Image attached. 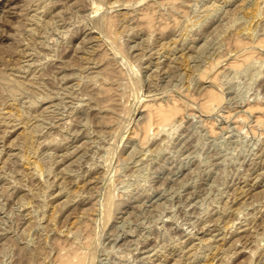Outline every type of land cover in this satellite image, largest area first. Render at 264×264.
Returning <instances> with one entry per match:
<instances>
[{
  "label": "rangeland",
  "instance_id": "1",
  "mask_svg": "<svg viewBox=\"0 0 264 264\" xmlns=\"http://www.w3.org/2000/svg\"><path fill=\"white\" fill-rule=\"evenodd\" d=\"M234 1L0 0V264H264V0Z\"/></svg>",
  "mask_w": 264,
  "mask_h": 264
},
{
  "label": "bare ground",
  "instance_id": "2",
  "mask_svg": "<svg viewBox=\"0 0 264 264\" xmlns=\"http://www.w3.org/2000/svg\"><path fill=\"white\" fill-rule=\"evenodd\" d=\"M231 1H233V0H227V2H231ZM236 1H237V0H235L234 2H236ZM243 1H244V0H243ZM245 2H246V0H245ZM249 2H250V1H249ZM257 2H258V0H257ZM261 2H262V1H261ZM44 3H45V2H44ZM219 3H220V2H219ZM241 3H242V2H241ZM247 3H248V2H247ZM250 3H252V2H250ZM263 3H264V2H263ZM39 4H40V3H39ZM256 4H258V3L255 2V5H256ZM260 4H261V3H260ZM260 4H258V5H260ZM173 5H174V4H172V7L174 8L175 6H173ZM218 5H219V4H218ZM218 5H217V4H213V5L207 6L206 9H205V12H206V11L208 12V11H211V10H215L216 7H217ZM236 5H238V4H236ZM243 5H245V4H243ZM44 6H45V4H44ZM238 6H239V5H238ZM238 6H237V7H238ZM241 6H242V5H241ZM245 6H246V5H245ZM263 6H264V4L261 6V7H262V8H261V13H262ZM235 7H236V6H235ZM237 7H236V8H237ZM253 7H254V6H253ZM37 8H38V7H37ZM220 8H221V7H220ZM242 8H243V7H242ZM242 8H241V9H242ZM246 8H247V7H246ZM246 8L244 7L243 9H245V12H248V13H249L248 10L246 11ZM249 8H250V7H249ZM258 8H259V7H258ZM48 9H49V8H48ZM233 9H234V8H233ZM233 9H231V10H233ZM238 9H240V8H238ZM241 9H240V11L243 13V11H242ZM247 9H248V8H247ZM254 10H255V9H254ZM38 11H39V10H38ZM38 11H37V12H38ZM227 11H228V10H227ZM233 11H234V12L236 11V12L238 13V16H240V14H239V12L237 11V9H236V10H233ZM250 11H252V9H250ZM258 11H259V12H258L259 14H256V18H258L257 15H260V9H258ZM44 12H45V10H44ZM44 12H43V13H44ZM256 12H257V11H256ZM231 13L233 14V12H231ZM253 13H254V12H252V14H253ZM208 14L210 15V12H208ZM212 14H213V13H212ZM212 14H211V15H212ZM235 14H236V13H234V15H235ZM245 14H246V13H245ZM245 14H244V15H245ZM250 14H251V12H250ZM205 15H206V14H205ZM213 15H214V14H213ZM229 15H230V14H229ZM234 15H233V16H234ZM253 15H255V13H254ZM31 16H32V14H31ZM207 16H208V15H207ZM227 16H228V15H227ZM233 16L230 15V18H232ZM235 16H236V15H235ZM235 16H234V17H235ZM247 16H249V14H248ZM250 16H251V15H250ZM262 16H264V15H262ZM262 16L260 15L259 17H262ZM209 17H210V16H209ZM207 18H208V17H207ZM227 18L229 19V16H228ZM250 18H251V17H249V20L252 21L251 19L254 18V16H253L251 19H250ZM256 18H255L254 20H256ZM30 19H32V18H30ZM34 19H35V18H34ZM34 19H33V20H34ZM36 19H37V18H36ZM36 19H35V20H36ZM208 19H209V18H208ZM212 19H213V18H212ZM233 19H234V18H233ZM263 19H264V18H263ZM263 19H262V21H263ZM35 20H34V21H35ZM154 20H155V18H154ZM231 20H232V19H231ZM239 20H240V18H239ZM258 20H259V18H258ZM260 20H261V19H260ZM260 20L257 21V22H260ZM152 21H153V20H152ZM211 21H212V20H211ZM228 21L230 22V20H228ZM232 21H235V20H232ZM244 21H245V20H244ZM147 22H148V21H147ZM226 22H227V21H226ZM226 22H225V23H226ZM253 22H254V21H253ZM255 22H256V21H255ZM255 22H254V23H255ZM30 23H31V22H30ZM243 23H244V22H242V24H243ZM247 23H248V21H247ZM250 23H251V22H250ZM20 24H21V23H20ZM24 24H25V22H24ZM144 24H145V23H144ZM148 24H149V23H148ZM245 24H246V22H245ZM251 24H252V23H251ZM263 24H264V22L262 23V25H263ZM146 25H147V23H146ZM153 25H154V24H153ZM220 25H221V24H220ZM220 25H219V26H220ZM222 25H223V23H222ZM240 25H241V24H240ZM243 25H244V24H243ZM246 25H248V24H246ZM246 25H244L245 28H247ZM147 26L149 27L150 25H147ZM244 26H243V28H244ZM250 26H251V25H250ZM253 26H254V25H253ZM259 26H260V25H259ZM143 27H144V26H143ZM248 27H249V26H248ZM251 27H252V26H251ZM251 27H250V28H251ZM146 28H147V27H146ZM152 28H153V27H152ZM240 28H241V26H240ZM253 28H254V27H253ZM261 28H262V27H261ZM149 29H150V27L148 28V31H149ZM237 29H238V28H237ZM248 29H249V28H248ZM248 29H246V30L244 29V31L247 32ZM257 29H258V28H257ZM257 29H256V27H255V29L252 30V31H253V32H254L255 30L257 31ZM150 30L152 31L153 29H150ZM239 30H240V29H239ZM241 30H242V28H241ZM259 30H260V27H259ZM32 31H33V30H32ZM112 32H113V31H112ZM249 32H250V30H249ZM249 32H248V35L250 34ZM263 32H264V30H263ZM31 33H32V32H31ZM66 33H67V32H66ZM130 33L132 34L131 31H130ZM244 33H245V32H244ZM244 33L241 34L240 36L244 35ZM261 33H262V32H261ZM114 34H115V33H114ZM245 34H246V33H245ZM252 34H255V32L252 33ZM115 35H116V34H115ZM149 35H150V34H149ZM237 36H238V35H237ZM240 36H239V37H240ZM256 36H257V35H256ZM113 37H115V36H113ZM239 37H238V38H239ZM249 37H251V36H249ZM149 38L151 39L152 36L150 35ZM241 38H242V37H241ZM236 39H237V38H236ZM244 39H245V38H244ZM247 39H248V36H247ZM247 39H245V40L247 41ZM148 40H149V39H148ZM252 40H253V38H252ZM252 40H251V41H252ZM146 41H147V40H146ZM149 41H150V40H149ZM253 41H254V40H253ZM174 42H175V41H174ZM248 43H249V42H248ZM176 44H177V43H176ZM246 44H247V43H246ZM148 45H149V44H148ZM248 45H249V44H248ZM172 46H173V45H172ZM172 46H171V47H172ZM246 46H247V45H246ZM165 48H166V47H165ZM174 48H175V47H174ZM18 49H19V48H18ZM145 50H146V49H145ZM173 50H174V49H173ZM15 51H16V50H15ZM85 51H86V50H85ZM87 51H88V50H87ZM15 53H16V52H15ZM22 53H23V52H22ZM170 53H171V52H170ZM27 54H28V52H27ZM183 54H184V53H183ZM143 55H145V54H143ZM183 56H184V55H183ZM50 57H52V56H50ZM142 57H143V56H142ZM180 57H181V55H180ZM184 57H185V56H184ZM84 58H85V57H84ZM86 58H87V56H86ZM187 58H188V57H187ZM16 59H17V58H16ZM19 59H20V58H19ZM90 61H91V60H90ZM178 61H179V60H178ZM88 62H89V60L87 61V63H88ZM179 62H180V61H179ZM183 62H184V61H183ZM87 63H86V64H87ZM84 64H85V63H84ZM149 64H150V63H149ZM175 65H176V64H175ZM186 65H187V63H186ZM90 66H91V65H90ZM157 67H159V66H157ZM84 69H85V68H84ZM92 69H93V67H92ZM85 70H86V69H85ZM89 72H91V71H89ZM16 73H17V72H16ZM88 74H89V73H88ZM91 74H92V73H91ZM69 78H70V77H69ZM17 79H18V78H17ZM92 79H93V78H92ZM88 80H89V79H88ZM17 81H18V80H17ZM88 84H89V83H88ZM94 84L96 85V83H94ZM65 87H66V86H65ZM87 87H88V86H87ZM90 87H91V86H90ZM67 89H68V88H67ZM91 89H92V88H91ZM64 91H65V90H64ZM85 97H86V96H85ZM96 98H97V97H96ZM83 99H84V98H83ZM98 99H99V98H98ZM96 100H97V99H96ZM99 100H100V99H99ZM88 105H89V104H88ZM92 105H93V104H92ZM110 109H111V108H110ZM94 110H95V109H94ZM11 111H12V110H11ZM10 115L13 116V118L16 116V117H15L16 119H17V117L20 118V114H18L17 111H12V112H10ZM22 116H23V114H22ZM6 118H7V117H6ZM21 118H22V117H21ZM21 118H20V119H21ZM27 118H28V117H27ZM68 121H69V120H68ZM26 122H27V121H26ZM68 124H69V123H68ZM173 125H174V124H173ZM173 125H172V126H173ZM174 126H175V125H174ZM177 127H178V126H177ZM22 129H23V128H22ZM162 129L165 130L164 128H162ZM25 130H27V129H25ZM28 132H29V131H28ZM24 133H25V132H24ZM4 134H5V132H4ZM22 135H23V134H22ZM27 136H29V135H27ZM23 138H24V137H23ZM27 138H28V137H27ZM25 139H26V138H25ZM25 139H24V140H25ZM56 139H57V138H56ZM49 140H50V139H49ZM57 140H58V139H57ZM25 141H26V140H25ZM11 146H12V145H11ZM33 162H35V161H33ZM33 162H32V163H33ZM38 165H39V164H38ZM38 165H37V164H34V165H33V168H34V169H32V170H35V172H37L38 175L40 176V174H41V169L38 167ZM42 173H43V171H42ZM41 175H42V174H41ZM40 177H42V176H40ZM40 177H39V178H40ZM88 181H89V180H88ZM87 183H88V182H87ZM45 190H46V189H45ZM64 190H65V189H64ZM64 190H63V191H64ZM67 192H69V191H67ZM68 196H69V195H68ZM86 196H87V195H86ZM74 198H75V197H74ZM77 198H78V197H77ZM109 198H110V197H109ZM67 199H68V198H67ZM71 199H72V197H71ZM79 201H80V200H79ZM88 201H89V200H88ZM70 202H71V200H70ZM80 203H81V202H80ZM65 204H66V203H65ZM108 204H109V203H108ZM108 204H106V205H108ZM68 205H69V204H68ZM93 205H94V204H93ZM104 205H105V204H104ZM109 205L111 206V203H110ZM73 206H74V205H73ZM119 206H120V205H119ZM119 206H118V207H119ZM96 207H97V206H96ZM112 207H113V206H112ZM112 207H111V208H112ZM85 208H86V207H85ZM116 208H117V207H116ZM88 209H89V208H88ZM92 209H93V208H92ZM112 209H113V208H112ZM83 210H84V209H83ZM85 210H86V209H85ZM94 210H95V209H94ZM94 210H93V211H94ZM106 210H107V209H105L104 211H106ZM223 210H224V208H223ZM106 212H107V211H106ZM257 213H258V212H257ZM106 214H109V213L107 212ZM92 216H93V215H92ZM51 217H53V216L51 215ZM66 217H67V216H66ZM109 217H110V216H109ZM75 218H76V217H75ZM234 218H235V217H234ZM249 218H250V217H249ZM51 219H52V218H51ZM51 219H50V220H51ZM81 219H82V218H81ZM91 219H92V218H91ZM115 219H116V218H115ZM84 220H86V219H84ZM107 220H108V219H107ZM255 220H256V219H255ZM73 221H74V220H73ZM75 221H76V220H75ZM86 221H87V220H86ZM231 221H232V220H231ZM238 221H239V220H238ZM263 223H264V222H263ZM73 224H74V223H73ZM73 224H72V225H73ZM93 224H94V223H93ZM229 224H230V223H229ZM235 224H236V223H235ZM235 224H234V225H235ZM259 224H260V223H259ZM69 227H70V226H69ZM75 227H76V226H75ZM77 227H78V226H77ZM81 227H82V224H81ZM87 227H88V226H87ZM243 227H244V226H243ZM248 227H250V226H248ZM71 228H72V227H71ZM88 228H89V227H88ZM63 229H64V228H63ZM91 229H92V228H91ZM76 230H77V229H76ZM81 230H82V229H81ZM226 230H227V229H226ZM73 231H75V230H73ZM253 231H254V230H253ZM63 232H64V231H63ZM70 232L72 233V231H70ZM70 232H69V231H68V232H65L64 235H65V236H68V234H69ZM61 233H62V232H61ZM79 233H80V232H79ZM73 234H74V232H73ZM77 234H78V233H77ZM80 234H81V233H80ZM217 234H218V233H217ZM233 234H234V233H233ZM233 234H232V235H233ZM75 235H76V233H75ZM70 236H71V235H70ZM76 236H77V235H76ZM79 236H80V235H79ZM243 236H244V235H243ZM72 237H73V235H72ZM220 238H221V237H220ZM77 239H78V238H77ZM185 239H186V238H185ZM226 239H227V238H226ZM257 239H259V238H257ZM69 240H70V239H69ZM73 240H74V238H73ZM73 240H72V241H73ZM238 240H239V238L237 239V241H238ZM261 240H264V234L261 236L260 241H261ZM76 241H78V240H76ZM82 241L84 242V240H82V238H81V241H80V242H82ZM73 242H74V241H73ZM78 242H79V241H78ZM67 243H68V242H67ZM75 243H77V242H75ZM262 243H263V242H262ZM45 244H46V243H45ZM79 244H80V243H79ZM237 244H238V242H237ZM258 244H259V243H258ZM80 245H81L82 248H83L84 243H83V244H80ZM230 245H231V244H230ZM240 245H241V244H240ZM47 246H48V245H47ZM69 246H70V245H69ZM261 246H262V245H261ZM24 247H25V246H24ZM41 248H42V247H41ZM59 248H60V247H59ZM77 248H78V247H77ZM79 248H80V247H79ZM79 248H78V249H79ZM88 248H89V247H88ZM88 248H87V249H88ZM144 248H145V247H144ZM230 248H231V247H230ZM245 249H246V248H245ZM250 249H251V248H250ZM79 250H80V249H79ZM79 250H78V251H79ZM84 250L86 251V249H84ZM38 251H40V250H38ZM60 251H61V250H60ZM65 251H66V250H65ZM65 251H64V252H65ZM71 251H72V250H71ZM137 251H138V250H137ZM242 251H243V250H242ZM249 251H250V250H249ZM252 251H253V250H252ZM58 252H59V251H58ZM67 252H68V253H67V254L65 253L64 256H63V251H62V255H61L60 257H57V258H58V264H82V257H83L82 254H81V253H82V250H81V253L78 254V255L75 253V254L77 255V257H76V255H74V253L71 254L70 251H67ZM69 252H70V253H69ZM238 252H239V251H238ZM49 253H50V252H49ZM58 255H59V254H58ZM83 255H85V254H83ZM228 255H229V254H228ZM233 256H234V255H233ZM251 256H252V255H251ZM83 258H85V257H83ZM224 258H225V257H224ZM83 260H84V259H83ZM260 260H261V259H260ZM221 261H222V260H221ZM50 262H51V261H50ZM228 262H229V261H228ZM51 263H52V262H51ZM83 263H84V262H83ZM250 264H252V263H250Z\"/></svg>",
  "mask_w": 264,
  "mask_h": 264
}]
</instances>
